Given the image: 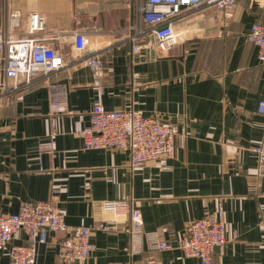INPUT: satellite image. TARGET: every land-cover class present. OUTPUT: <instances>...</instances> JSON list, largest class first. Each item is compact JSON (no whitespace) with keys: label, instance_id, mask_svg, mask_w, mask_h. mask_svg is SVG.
Listing matches in <instances>:
<instances>
[{"label":"crops","instance_id":"crops-1","mask_svg":"<svg viewBox=\"0 0 264 264\" xmlns=\"http://www.w3.org/2000/svg\"><path fill=\"white\" fill-rule=\"evenodd\" d=\"M33 11L46 15L45 35L59 36L53 43L71 64L0 101V212L54 198L69 225L92 228L96 250L83 264H202L179 247L156 250L149 261L146 238L143 251L132 248L129 214L118 216L117 230L98 227L113 216L103 201L128 199L141 209L146 231L173 243L192 220L222 203L228 241L214 250V264H264V177L252 150L264 137L258 110L264 62L249 39L251 25L264 21V0H238L230 18L214 6L194 15L183 8L174 21L182 41L165 52L152 38L141 51L132 49L125 29L136 17L133 2L0 0V28L12 13L25 27ZM76 31L87 32L89 47L103 51L100 80L74 62ZM57 89L71 114L57 117L64 131L52 135ZM99 99L107 109L134 105L177 123L176 154L134 168L127 150L84 149L73 128L90 123ZM47 139L51 153L39 149ZM63 236L50 232L37 245L34 264H66L58 253ZM13 242L28 243L26 233L18 231ZM9 263L8 248L0 250V264Z\"/></svg>","mask_w":264,"mask_h":264},{"label":"built area","instance_id":"built-area-1","mask_svg":"<svg viewBox=\"0 0 264 264\" xmlns=\"http://www.w3.org/2000/svg\"><path fill=\"white\" fill-rule=\"evenodd\" d=\"M133 2L135 20L126 27L128 39L134 51H141L152 38L160 51H168L180 44L183 33L174 26L175 18L183 8L196 14L203 6H214L226 18H230L238 0H121ZM47 17L38 11L30 12L25 27L21 26L19 14L12 13L5 27L0 28V101L13 92L67 68L63 51L53 43L59 36L45 35ZM23 31L24 34H23ZM74 37V62L88 65L96 80L105 73L103 51L89 47V36L85 31H76ZM249 39L257 47L258 56L264 62V21L254 22ZM89 47V48H88ZM258 110L264 113V99ZM68 112L63 90L57 89L51 101L53 129L57 133V117L63 119ZM60 129V128H59ZM64 131L62 124L61 129ZM73 132L83 138L84 149H115L130 152V164L137 168L146 163L173 157L177 150V139L181 136L178 124L156 114H146L136 106L107 109L99 99L91 110L90 123L76 122ZM41 152H53V140L39 144ZM258 156V173L264 177V137L252 146ZM167 168L163 166V169ZM54 192L56 190L54 189ZM103 207L113 216L98 225L105 231L120 227L118 216L129 214L128 231L134 251H143L142 240L148 242L149 261H153L156 250L173 247L182 249L185 255L198 257L202 264H214L213 252L228 241L224 209L219 203L216 210L192 220L177 243L166 239L158 231H146L141 209L128 199H107ZM23 230L28 243H16V233ZM63 233L59 242V258L66 264L85 262L96 250L92 240V228L80 224L69 225L54 198L24 200L16 213L0 212V250L8 248L9 264H34L36 247L46 243L49 233Z\"/></svg>","mask_w":264,"mask_h":264}]
</instances>
